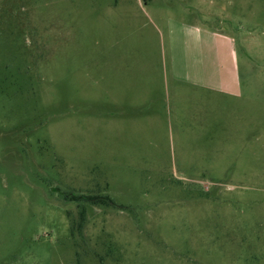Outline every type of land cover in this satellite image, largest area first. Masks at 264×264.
Returning <instances> with one entry per match:
<instances>
[{
	"label": "rangeland",
	"instance_id": "rangeland-1",
	"mask_svg": "<svg viewBox=\"0 0 264 264\" xmlns=\"http://www.w3.org/2000/svg\"><path fill=\"white\" fill-rule=\"evenodd\" d=\"M0 264H264V0H0Z\"/></svg>",
	"mask_w": 264,
	"mask_h": 264
},
{
	"label": "trees",
	"instance_id": "trees-1",
	"mask_svg": "<svg viewBox=\"0 0 264 264\" xmlns=\"http://www.w3.org/2000/svg\"><path fill=\"white\" fill-rule=\"evenodd\" d=\"M65 196L70 199L84 198L86 201L91 202H111L108 197H100L95 195H76L73 193H65ZM84 217L80 214V220L83 221ZM73 229V228H72Z\"/></svg>",
	"mask_w": 264,
	"mask_h": 264
}]
</instances>
